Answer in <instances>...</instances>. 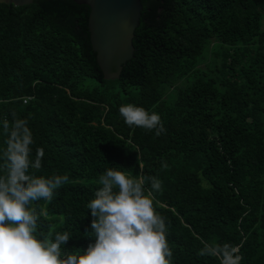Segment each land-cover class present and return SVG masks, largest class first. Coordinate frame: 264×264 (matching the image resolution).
Here are the masks:
<instances>
[{
  "label": "trees",
  "instance_id": "obj_1",
  "mask_svg": "<svg viewBox=\"0 0 264 264\" xmlns=\"http://www.w3.org/2000/svg\"><path fill=\"white\" fill-rule=\"evenodd\" d=\"M140 3L117 80L95 62L86 6L0 4V153L4 124L26 119L33 157L45 153L36 175H68L33 205L43 237L72 232L66 251L94 243L87 204L111 167L162 182L145 190L167 218L172 264H219L198 251L225 243L240 264H264V0ZM126 104L159 114L166 131L128 127Z\"/></svg>",
  "mask_w": 264,
  "mask_h": 264
},
{
  "label": "clouds",
  "instance_id": "obj_2",
  "mask_svg": "<svg viewBox=\"0 0 264 264\" xmlns=\"http://www.w3.org/2000/svg\"><path fill=\"white\" fill-rule=\"evenodd\" d=\"M119 113L128 127L154 131L166 129L156 112L133 104L122 105ZM26 119H16L0 153V264H172L173 252L167 240V218L154 208L152 191L162 190L155 177L131 178L124 171L107 168L98 178L99 187L88 204L91 222L85 232L94 237L83 251H66L73 238L70 231L43 237L40 214L33 205L52 201L57 190L68 183V175L38 176L43 148L32 154L34 143ZM201 187L209 188L202 174ZM151 190L146 194L145 185ZM200 256H214L219 264H240L238 248L230 244L205 246Z\"/></svg>",
  "mask_w": 264,
  "mask_h": 264
},
{
  "label": "water",
  "instance_id": "obj_3",
  "mask_svg": "<svg viewBox=\"0 0 264 264\" xmlns=\"http://www.w3.org/2000/svg\"><path fill=\"white\" fill-rule=\"evenodd\" d=\"M39 0H0L21 7ZM89 9L87 28L95 62L104 80H117L133 57L132 39L140 12V0H69Z\"/></svg>",
  "mask_w": 264,
  "mask_h": 264
},
{
  "label": "built area",
  "instance_id": "obj_4",
  "mask_svg": "<svg viewBox=\"0 0 264 264\" xmlns=\"http://www.w3.org/2000/svg\"><path fill=\"white\" fill-rule=\"evenodd\" d=\"M27 99H23V103H26Z\"/></svg>",
  "mask_w": 264,
  "mask_h": 264
}]
</instances>
